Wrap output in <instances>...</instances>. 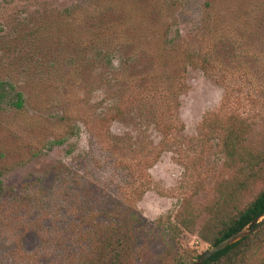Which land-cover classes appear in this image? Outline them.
Returning <instances> with one entry per match:
<instances>
[{
	"label": "rangeland",
	"instance_id": "374dc122",
	"mask_svg": "<svg viewBox=\"0 0 264 264\" xmlns=\"http://www.w3.org/2000/svg\"><path fill=\"white\" fill-rule=\"evenodd\" d=\"M231 114L264 149V0H0V264H76L132 212L133 264L202 252Z\"/></svg>",
	"mask_w": 264,
	"mask_h": 264
},
{
	"label": "trees",
	"instance_id": "16d2710c",
	"mask_svg": "<svg viewBox=\"0 0 264 264\" xmlns=\"http://www.w3.org/2000/svg\"><path fill=\"white\" fill-rule=\"evenodd\" d=\"M191 56L189 54V62L193 63ZM15 99V104L20 106L22 97L19 92ZM202 126L206 128V134L219 140L226 166L236 167L239 172L230 188L222 192L209 208L210 220L198 230V235L204 241L214 245L264 214V186L250 199L244 200L250 192L249 180H264V149L249 146L248 124L236 115L231 114L227 118L205 117ZM137 220L138 215L132 212L116 224L103 222L94 226L79 247L76 264H133L138 254L135 235ZM263 246L264 223L254 232L215 252L202 264H248L256 250ZM202 252L179 253L172 264H191Z\"/></svg>",
	"mask_w": 264,
	"mask_h": 264
},
{
	"label": "water",
	"instance_id": "95a60500",
	"mask_svg": "<svg viewBox=\"0 0 264 264\" xmlns=\"http://www.w3.org/2000/svg\"><path fill=\"white\" fill-rule=\"evenodd\" d=\"M264 223V214L258 217H255L244 229L231 234L230 236L224 238L220 242L210 245L206 248L191 264H202L206 259H208L215 252L224 248L225 246L233 243L234 241L254 232Z\"/></svg>",
	"mask_w": 264,
	"mask_h": 264
}]
</instances>
